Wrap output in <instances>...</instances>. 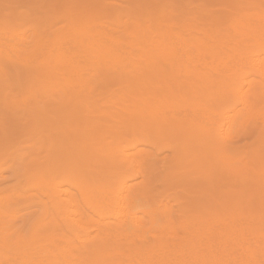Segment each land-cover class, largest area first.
<instances>
[{"label":"bare ground","instance_id":"1","mask_svg":"<svg viewBox=\"0 0 264 264\" xmlns=\"http://www.w3.org/2000/svg\"><path fill=\"white\" fill-rule=\"evenodd\" d=\"M259 4L262 7V0ZM258 22L264 23V15ZM240 24L251 28L254 26L247 18ZM250 30L253 31L250 39L230 41L221 34L211 36L207 33L186 32L176 26L156 25L153 35L145 40L144 45L150 46L148 50L127 40H112L101 35L98 30L89 34L91 38L83 37L82 42L103 50L109 62L123 64L125 73L130 74L125 76L126 84L132 80L123 88L127 101H130L128 110L122 106L121 111L126 110L122 111L123 115L112 114L107 105L96 106L99 112H103L102 115L108 113L109 116H116L113 118H116V123H123L119 124L120 129L115 127V130H109L101 139L106 143L107 140L114 144L121 143V147L107 151V158L110 164H122L106 181L97 183L109 189L115 187V190L87 188L86 195L98 207L99 219L92 221L85 219V214L81 215L77 199L68 196L61 185L50 187L49 192L52 194L48 198L58 207V213L62 212L65 236L47 243L42 253L27 251L15 254L17 256L11 259L0 257V264L20 259L29 264H260L264 260V218L259 216L263 215V211L255 210L252 204L257 198L261 203L264 202L261 194L256 195L257 190L260 193L264 188V147L262 145L263 148L255 151L248 161L246 158H233V154L223 145L233 140L235 134L242 132L244 118L252 115L255 103L259 97L264 96V62L260 57L264 47H257L260 49L258 53L241 48L244 41L255 40L260 43L264 40V31L259 34L255 28ZM26 37V34H22L16 38L26 42ZM73 49L70 41H66L56 44L51 50L66 59L72 58ZM205 65L211 66L205 68ZM249 67L258 69L261 83L246 82V77L241 76ZM162 71V76H167L166 81L168 78L169 81L166 82L163 77V83V78H158ZM209 73L219 76L212 77ZM144 75H147L148 80L154 78L155 81L149 80L150 86L146 88L139 84ZM88 89L86 85L81 91L89 94L86 92ZM144 90L147 92L142 95ZM75 107H79V103ZM70 113L73 114L72 110ZM258 114L264 116V111ZM100 126L103 127L101 123ZM97 129L100 130L99 127ZM95 136L92 137L99 138ZM162 142L171 149L174 157H179L164 165L166 171L160 183V191L152 195L156 189V186H152V175L155 172L152 174L148 165H154H147L148 158L139 145L148 144L160 148ZM153 169H156L155 166ZM133 179L139 180L132 182ZM80 184L72 182L76 188ZM151 196H156V199ZM1 199L5 201L6 197ZM228 204L231 206L226 207V210ZM229 210L236 211L226 216ZM15 237L16 233H5V228L0 227V242L5 244L2 247L5 253L11 254L12 247L6 245H11ZM110 240L112 243H126L128 248L124 249L116 243L111 245ZM105 245L109 248L116 246L117 249L106 256L100 253L101 249L108 251Z\"/></svg>","mask_w":264,"mask_h":264},{"label":"rangeland","instance_id":"2","mask_svg":"<svg viewBox=\"0 0 264 264\" xmlns=\"http://www.w3.org/2000/svg\"><path fill=\"white\" fill-rule=\"evenodd\" d=\"M242 1L0 0V42L2 43L0 44V227L5 228V233H16L11 245H6L12 247L11 254L2 250L5 244L0 242V257L11 259L17 256L15 254H23L27 251H41L42 253V249H45L47 243L57 238L63 239L65 236L64 217L62 212L58 213L60 210L53 204L51 198H48L52 194L49 192V188H54L56 184L61 185L68 196L77 199L81 215H86V217L83 215L85 219L97 221L99 219L98 207L86 195L87 188H92L90 190L105 189L106 187L98 186L97 183L106 181L122 164L121 162L117 163L118 166L115 163L110 164L109 158H107V151L121 147V143L114 144L110 140H107V143L101 141L109 133V130L110 132L115 130V127L120 126L122 121L116 123V118L113 119L116 116H109L108 113L102 115L103 112H99L96 106L107 105L108 110H112V114L123 115L126 110H122V112V106L127 109L130 104L123 88L132 80L126 84L125 76L130 74L125 73L123 64L109 62L103 50L82 42L83 37L91 38L92 36L89 34L98 30L101 35L107 38L115 41L127 40L134 45H142L144 50H148L150 46L144 45L146 44L145 40L153 35L156 25L158 27L162 25V27L176 26L186 32L207 33L211 36L221 34L220 36L224 35L223 38L226 40L243 41L252 37L253 31L250 30L252 28H255L259 34L263 33L264 23H260L258 20L263 18L264 8L259 7L260 0H257L259 5L256 4V0H253L255 3L252 0ZM244 2L248 4H244ZM246 18L251 20V24H254L252 28L240 24ZM123 25H126L125 28ZM19 34H26V42L22 38H16L20 36ZM3 38L5 39L3 40ZM66 41H70V45L74 47L72 58H62L61 55L51 50L56 44ZM243 45L242 49L245 47L248 51L258 53L260 52L258 48L264 47V40L260 43L248 40L244 41ZM256 49L258 50L256 51ZM260 53L261 61L264 62V49ZM155 60L161 62L160 59L156 58ZM209 66L211 65H205V68H209ZM249 68L241 76L246 77V82L261 83L258 69ZM159 74L158 78L165 77V75L162 76L163 71ZM208 75L219 76L211 73ZM146 77L147 75L142 77L139 82L143 87L150 86L148 81L154 79L148 80ZM166 78L167 76L165 81ZM219 78L216 77V79ZM161 81L164 83V78ZM246 82L244 81V84ZM86 85L90 88L86 91L89 94L81 91V88ZM185 89L187 90V88ZM182 91L184 90L182 89ZM145 92L147 91L144 90L142 95ZM151 98L153 99V97ZM262 98L259 97L260 100L258 99V102L255 103L252 115L244 118L245 125L242 132L235 134L233 140L223 143L224 148L233 154V158H246L249 161L255 151L264 147V123H262L264 116L258 114V112L264 111ZM261 100L262 103H260ZM78 103L79 107H75ZM259 104L260 106H258ZM73 108H76L77 113ZM71 110L73 114L70 113ZM80 115L84 116L81 118ZM105 115L110 118L104 117ZM62 117L65 118L62 119ZM61 120L65 122L63 123ZM67 120L70 124L73 120L74 122L70 125ZM100 123L103 127L100 126ZM96 125H99L97 128L99 127L100 130L94 129ZM65 126L68 131L63 129ZM62 131L63 133H61ZM83 131H87V134ZM94 135L99 138H93ZM85 136L86 138H84ZM79 137L80 139H78ZM96 142L98 143L95 144ZM85 145L87 149L84 148ZM142 145H139V148L149 160H147V165L152 163L156 168L153 169L154 166L148 165L152 174L155 172L152 175V186H156L153 195L160 191V183L166 171L164 165L169 160H178L179 156L175 155L174 157L171 149L165 147L167 145L163 142L160 148L148 144ZM149 156L152 158L150 157V159ZM248 161L246 160V162ZM68 162L71 165L74 163V166L69 165ZM63 165L66 169L63 168ZM56 174L57 177H55ZM137 180L139 179L131 181ZM157 181L159 182L157 183ZM72 182H80L82 185L80 184V187L76 188ZM105 190L114 191L115 187ZM263 190L264 188L260 193L257 190L256 195L261 194L264 197ZM2 197H6V200L2 201ZM151 197L156 199V196ZM253 203L255 210L263 211V215L259 216L264 218V202L261 203L257 198ZM230 206L228 204L225 208H230ZM235 211L229 210L225 215L230 216ZM238 212L247 213L245 211ZM109 243L106 242L108 245ZM115 243L113 241L112 244H121L120 246L124 249L128 248L126 243ZM108 245H105V248H109ZM111 247V249L107 248L108 251L105 252L101 249L100 253L107 256L117 249L116 246ZM16 262L26 263L23 259L16 260ZM8 264H13V262Z\"/></svg>","mask_w":264,"mask_h":264},{"label":"snow or ice","instance_id":"3","mask_svg":"<svg viewBox=\"0 0 264 264\" xmlns=\"http://www.w3.org/2000/svg\"><path fill=\"white\" fill-rule=\"evenodd\" d=\"M262 8H264V0H262ZM13 264H20V262H13ZM260 264H264V260L260 262Z\"/></svg>","mask_w":264,"mask_h":264}]
</instances>
